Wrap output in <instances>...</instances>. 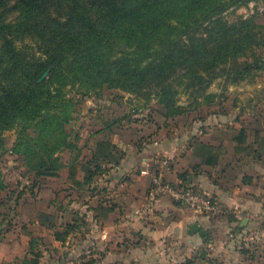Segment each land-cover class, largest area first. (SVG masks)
<instances>
[{"label":"trees","instance_id":"obj_1","mask_svg":"<svg viewBox=\"0 0 264 264\" xmlns=\"http://www.w3.org/2000/svg\"><path fill=\"white\" fill-rule=\"evenodd\" d=\"M10 1L18 13L12 20ZM250 1L0 0V159L8 149L22 157L35 178L58 175L65 150L73 151L75 160L80 154L79 131L68 126L84 99L100 96L105 88L139 99L154 95L164 108L163 116L172 118L186 112L177 100L183 90L197 109L213 102L215 94L208 89L217 78L234 85L254 79L264 69V28L256 15L225 17L229 8ZM27 39L36 47L24 44ZM47 70L48 77L40 80ZM69 86H78L81 97L71 96ZM11 129H16V137L7 148L5 134ZM245 134L240 129L239 143ZM249 146L256 153L254 145ZM194 149L211 165L223 152L222 146L203 141ZM99 157L117 164L123 153L110 140L98 142L87 162L95 169H87L85 183L101 169ZM85 165L80 163L82 169ZM182 176L187 182L188 176ZM244 181L251 179L244 176ZM37 183L34 179L32 191ZM6 188L0 163V191ZM40 217L50 220L48 213ZM84 217L55 231L56 239L65 242L82 231L87 225ZM41 255L25 258L22 264H39ZM96 262L89 258L82 264ZM192 262L186 258L177 264Z\"/></svg>","mask_w":264,"mask_h":264},{"label":"crops","instance_id":"obj_2","mask_svg":"<svg viewBox=\"0 0 264 264\" xmlns=\"http://www.w3.org/2000/svg\"><path fill=\"white\" fill-rule=\"evenodd\" d=\"M93 105L89 104L84 112L88 128L84 126L82 131L79 130L78 160L73 159V151L65 150L61 155L63 167L58 175L35 178L32 174V181L37 179L38 182L34 190L39 201L27 203L37 207L36 215L29 218V222L25 220L26 206L21 202L22 197L12 208L7 182V188L0 191V264H22L25 258L32 259L38 253L35 250L36 230H25L27 223L37 230H49L53 238L63 244L78 234L95 233L92 226H96V235L91 234V237H96L101 264H177L186 258H192V264H211L207 255L197 254L199 248L211 246L205 239L208 237L205 225L216 227L224 223L236 228L239 225L237 229L247 228V231L264 230V159L260 154L256 156L249 146L252 143L258 151L257 145L263 136L258 140L250 139V128L241 126L240 129L246 130L242 143H239L238 135L227 141L213 136L206 139L204 136L208 133L201 130L203 135H198L197 130L193 132L194 125L190 133L179 134V129L187 126L156 125L152 121L141 124L142 119L134 118L137 114L130 111L101 118L93 113ZM105 139L115 143L123 157L117 164L99 157L101 169L91 182L85 183L87 169H95L87 162L93 158L98 142ZM199 141L222 146L223 152L216 165L195 154L194 148ZM226 142L232 145L233 152ZM236 158L244 160V172L238 179L239 187L227 189L225 183L232 173L231 162ZM166 160L168 164L164 163ZM82 161L86 164L85 169L80 167ZM183 174L188 176L187 182ZM156 175L210 192L212 194H208L220 203L222 212L223 206L234 207L236 214L229 218H219V213L199 215L189 206L167 197L157 201L152 213H142L148 189ZM236 176L239 178V174ZM244 176L250 177L251 181L245 182ZM42 199L48 200L38 204ZM241 211L247 215L239 216ZM45 213L50 214L49 221L40 217ZM253 215L260 216L262 222L253 221ZM82 216L87 221L82 231L70 234L65 242L56 239L55 231H63L68 223ZM244 219L246 222L242 224ZM194 222L204 229L203 235L190 232L189 226ZM51 224L54 227H50ZM230 235V240L234 239V234ZM30 252L34 254L32 258L28 256Z\"/></svg>","mask_w":264,"mask_h":264},{"label":"rangeland","instance_id":"obj_3","mask_svg":"<svg viewBox=\"0 0 264 264\" xmlns=\"http://www.w3.org/2000/svg\"><path fill=\"white\" fill-rule=\"evenodd\" d=\"M13 3V1L9 2L8 17L10 20L18 14L15 9H12ZM239 15L246 17L256 15L257 22L264 28V0H251L239 7L233 6L225 12V17L229 20L235 19ZM18 43L22 45V42ZM24 44H29V48L36 47V42L29 39ZM67 90L71 96L81 97L78 93V86H69ZM208 92L215 94L213 102L203 104L197 109H194V103L196 102L193 101V98L184 90L180 92L177 95V100L179 104L187 107L186 112L170 119L164 118V108L158 103L154 95L151 96V99H139L135 95L118 89L105 88L101 91L100 96L93 95L84 99L81 106H79L81 109L85 106L84 110H78L76 119L68 126V129L79 131L84 126L88 128L89 125L86 123L84 112L91 103H94L92 106L93 113H95V116L100 115L101 118L103 116L108 117L109 114L119 115L122 112L130 111L131 114H137L134 115V118L142 119L141 124L152 121L156 125L169 123L187 126L186 129L180 128L181 133L179 134L190 133L192 131L191 127L194 125L193 132L197 130L198 135L208 133L204 136L206 139L213 136L223 141L231 140L233 136L239 135L241 126H247L251 130L250 139L258 140L263 136L262 141L258 142V151L256 150L255 155L260 154L264 159V69L258 72L254 79L243 81L237 85L230 84L225 78L219 77L209 87ZM124 123L129 125L127 120H124ZM201 130L204 132L201 133ZM5 135L7 148H11L16 137V129L8 130ZM226 144L230 152H233L232 145L229 142H226ZM0 160L2 169L5 172V180L13 196L10 204L14 207L17 195L21 194L19 195L22 197L21 202L26 206L25 220L28 221L29 218L36 215L37 207H33L32 203H27L35 199L39 201L36 191L31 189L33 184L32 174L25 169L22 157L8 149L2 153ZM243 165L244 160L242 159L232 160L230 166L232 173L227 177L228 182L225 183L227 189H231L232 186L239 187L238 179L240 180L244 172ZM236 174H239V178L234 177ZM40 193L42 194V191ZM215 199L217 198L215 197ZM43 200L38 204H44L48 199ZM28 205L31 206L28 208ZM234 214H236L234 207L223 206V212H220L218 217L229 218ZM243 215H247V212L243 213L241 211L239 213V216L242 217ZM251 218L255 222H262L260 216L253 215ZM260 224L258 223V225ZM204 228L208 234L205 239L211 243V246L205 245V247L199 248L197 254L207 255V260H210L211 264H264V230L256 231V229H253V231H247V228L237 229L224 223L216 227L205 225ZM92 229L95 233L78 234L74 238H68L63 244L56 241L49 230L40 229V231L33 224L28 225L27 223L25 225V230H36L35 250L43 252L39 259L40 264H82L84 260L91 258L90 256L98 259L95 264H101L96 237H91V234L96 235L97 227L92 226ZM230 232L234 234L232 240H230ZM28 256L32 258L34 254L30 252Z\"/></svg>","mask_w":264,"mask_h":264},{"label":"built area","instance_id":"obj_4","mask_svg":"<svg viewBox=\"0 0 264 264\" xmlns=\"http://www.w3.org/2000/svg\"><path fill=\"white\" fill-rule=\"evenodd\" d=\"M168 164V160L164 162ZM167 197L175 202L184 204L199 215H213L222 212L221 205L208 193L201 192L182 183L166 180L162 175H156L148 189L146 203L142 213H152L157 201Z\"/></svg>","mask_w":264,"mask_h":264},{"label":"water","instance_id":"obj_5","mask_svg":"<svg viewBox=\"0 0 264 264\" xmlns=\"http://www.w3.org/2000/svg\"><path fill=\"white\" fill-rule=\"evenodd\" d=\"M48 74H49V70H47L42 75V77L40 78V80H43ZM245 222H246V219L243 220L242 224H245ZM189 229H190V232L191 233L199 232L202 235L205 233L204 229H202L201 225L198 222H194V223L190 224Z\"/></svg>","mask_w":264,"mask_h":264}]
</instances>
